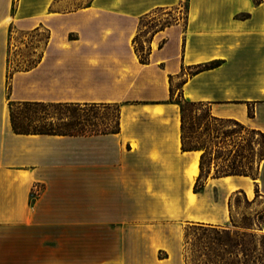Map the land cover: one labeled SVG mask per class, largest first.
Returning a JSON list of instances; mask_svg holds the SVG:
<instances>
[{"label":"crops","instance_id":"0c3cea01","mask_svg":"<svg viewBox=\"0 0 264 264\" xmlns=\"http://www.w3.org/2000/svg\"><path fill=\"white\" fill-rule=\"evenodd\" d=\"M66 1L0 0V264H144L162 225L222 224L237 191L264 197V159L194 190L202 151L183 150L170 99L172 75L186 99L264 133V0ZM162 8L178 15L141 62L133 39ZM41 28L38 59L12 68V29ZM26 103L118 105L120 130L17 132L11 107Z\"/></svg>","mask_w":264,"mask_h":264},{"label":"rangeland","instance_id":"374dc122","mask_svg":"<svg viewBox=\"0 0 264 264\" xmlns=\"http://www.w3.org/2000/svg\"><path fill=\"white\" fill-rule=\"evenodd\" d=\"M89 0H67L66 8H73L77 4H86ZM187 1L183 0L181 11H185ZM178 15L174 8H162L154 15L144 18L141 22L144 32L140 39L144 43L150 37L153 27L173 21ZM48 31L41 28L36 31L12 29V41L17 40L20 48L12 47V68L30 66L39 57L48 38ZM14 46V45H12ZM19 55V60L15 57ZM22 58V59H20ZM12 73V69H10ZM181 81H174V89ZM188 126L196 131L195 135L206 132L204 139L220 141L223 132H230L228 138L230 147L235 148L231 161L236 160L238 169L251 172L257 171L258 163L264 156V136L254 133L243 123L235 121H219L213 124H202L198 129L199 119L193 115L203 117L206 108L201 110L189 106ZM194 109V110H193ZM119 114L118 105L93 106L71 105L66 103H26L14 106L17 124L25 131H58L76 126L79 119L96 123L102 128L115 127ZM207 128V129H206ZM221 135L215 139L216 135ZM228 163V162H227ZM214 172V164L212 173ZM230 216L222 224H184L179 222L163 226L162 234L152 240L155 251L141 253L144 264H263L264 263V197L257 190L251 198L237 191L231 199ZM166 227L169 230H164ZM0 233V244H7L8 236ZM145 240V244H148ZM162 247V248H161ZM153 260V261H152ZM160 260V261H159ZM151 261L153 263H151Z\"/></svg>","mask_w":264,"mask_h":264},{"label":"trees","instance_id":"16d2710c","mask_svg":"<svg viewBox=\"0 0 264 264\" xmlns=\"http://www.w3.org/2000/svg\"><path fill=\"white\" fill-rule=\"evenodd\" d=\"M151 15H148L146 17H143L141 21L144 18L150 17ZM175 20V19H174ZM173 20V21H174ZM173 21H168L164 24L157 25L151 29L150 37L148 40H146L144 43L140 42V39L142 37V34L144 32V27L141 22L140 31L138 34L134 37L133 42L135 45L136 52L140 58L141 62H148L149 60V54L151 51V46L149 45V41L151 36L158 31L159 29L164 28L165 26L171 24ZM173 80L174 77L170 76V82H171V97L170 99L172 101L177 102L180 105L181 110V127H182V148L183 150H201V156H200V174L195 182L194 190L196 192L200 191L204 186V179H206L207 176H209L212 173L213 164H214V172L212 173L214 176H223V175H232V174H241V175H252L256 176L258 174V166L257 171L251 172L249 170L245 169H238L237 167H242V165L237 166L236 160L231 161L232 154L236 152L235 148L230 147V143L227 141L228 138L232 137L230 132H223V139L220 141H214L213 139H204V136L206 135V132L202 133L200 135H195L196 131L192 130L191 126H188V120L190 118V115L188 114L189 106L195 108L194 112L196 111V108L201 110L202 108H206V114L203 117H200L198 114L193 115V118L199 119V121L196 123L198 126V129L202 127V124H213L219 121H235L237 123H241L240 121H237L235 119H223L215 117L211 114L209 108L207 107L206 103L201 101H192L188 100L184 97L182 89L175 92V89L173 87ZM181 88V86H180ZM71 104V103H66ZM71 105H81V104H71ZM94 106V105H93ZM12 111L14 113V106L12 105ZM85 121V119H84ZM79 119L76 126L81 125L79 128H68L65 130H58V131H25L22 130L21 127L17 124L15 115L13 117V126L14 129L17 132H33V133H51V134H99V133H107V132H117L120 130L119 121L117 120V123L115 127H107L102 128L96 123H90L84 122ZM207 129V128H206ZM251 131L254 133H259L260 135L264 136V133L257 129L250 128ZM219 137L222 138L221 135H216L215 139H218ZM264 159V156L261 157V160ZM260 160V161H261ZM228 162V163H227ZM260 163V162H259ZM258 163V165H259ZM242 191V190H241ZM243 192V191H242ZM264 255V254H263ZM264 264V263H263Z\"/></svg>","mask_w":264,"mask_h":264},{"label":"bare ground","instance_id":"6f19581e","mask_svg":"<svg viewBox=\"0 0 264 264\" xmlns=\"http://www.w3.org/2000/svg\"><path fill=\"white\" fill-rule=\"evenodd\" d=\"M195 174H197V172H196V171H194V172L192 173V175H191V176H192V177H194V175H195ZM252 194H253V193H252V191H251V192H250V195L252 196Z\"/></svg>","mask_w":264,"mask_h":264}]
</instances>
